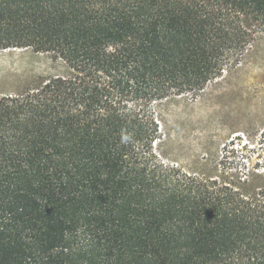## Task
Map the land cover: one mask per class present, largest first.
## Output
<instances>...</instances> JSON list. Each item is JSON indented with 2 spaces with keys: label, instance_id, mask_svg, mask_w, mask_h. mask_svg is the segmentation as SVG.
<instances>
[{
  "label": "trees",
  "instance_id": "trees-1",
  "mask_svg": "<svg viewBox=\"0 0 264 264\" xmlns=\"http://www.w3.org/2000/svg\"><path fill=\"white\" fill-rule=\"evenodd\" d=\"M260 39L264 0H0L52 60L0 94V264H264V162L188 170L160 119Z\"/></svg>",
  "mask_w": 264,
  "mask_h": 264
},
{
  "label": "rangeland",
  "instance_id": "rangeland-1",
  "mask_svg": "<svg viewBox=\"0 0 264 264\" xmlns=\"http://www.w3.org/2000/svg\"><path fill=\"white\" fill-rule=\"evenodd\" d=\"M52 65L31 48L0 50V94L22 90ZM165 156L188 170L211 172L229 162H264V39L197 98L160 106Z\"/></svg>",
  "mask_w": 264,
  "mask_h": 264
}]
</instances>
